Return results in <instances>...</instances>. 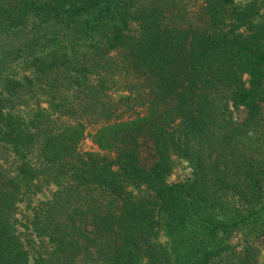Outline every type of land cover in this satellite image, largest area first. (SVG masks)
Masks as SVG:
<instances>
[{"label": "trees", "instance_id": "1", "mask_svg": "<svg viewBox=\"0 0 264 264\" xmlns=\"http://www.w3.org/2000/svg\"><path fill=\"white\" fill-rule=\"evenodd\" d=\"M191 1L0 0V264H264V0Z\"/></svg>", "mask_w": 264, "mask_h": 264}, {"label": "rangeland", "instance_id": "2", "mask_svg": "<svg viewBox=\"0 0 264 264\" xmlns=\"http://www.w3.org/2000/svg\"><path fill=\"white\" fill-rule=\"evenodd\" d=\"M197 1L198 0H192L191 2L196 3ZM262 12L264 13V9H262ZM230 111L232 112L234 118L238 120L243 119L246 115L245 109L241 106H237V107L231 106ZM87 144L89 146L91 145L90 140L87 141ZM140 155L143 164L150 165L153 162L154 160L153 151L149 143L141 146ZM190 174H191V169L189 167V163L185 159H175L172 171L167 177V181L169 183L182 181L185 180L187 177H189ZM257 245L259 246V249L261 250L262 254H264V236L259 238V240L257 241Z\"/></svg>", "mask_w": 264, "mask_h": 264}]
</instances>
